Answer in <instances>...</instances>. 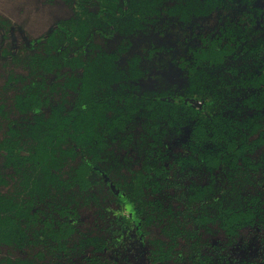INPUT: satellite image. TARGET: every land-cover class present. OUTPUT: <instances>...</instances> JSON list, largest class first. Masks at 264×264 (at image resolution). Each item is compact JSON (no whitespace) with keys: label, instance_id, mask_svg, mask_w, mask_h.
Listing matches in <instances>:
<instances>
[{"label":"trees","instance_id":"trees-1","mask_svg":"<svg viewBox=\"0 0 264 264\" xmlns=\"http://www.w3.org/2000/svg\"><path fill=\"white\" fill-rule=\"evenodd\" d=\"M7 1L9 3L11 0ZM28 1L32 4L38 0ZM67 1L77 3H75L77 11L72 20H66L60 25L61 28L58 27L48 36L44 35L41 38V40L46 38L45 48H48L46 55L40 52L29 54V60L23 62L18 58L19 67L23 65L26 71L36 73V70L31 68L30 62L42 59L41 69L47 72L45 69L50 66L55 67L50 62L47 63L48 59L83 57V54L71 56L69 50H61L59 46L61 47V43L65 41L80 42V39H83V42H86L88 37H93L92 26L102 24L101 14L105 13L104 5L109 0ZM112 1L117 3L116 0ZM91 3L101 7L99 13H95L94 9L91 10L88 7ZM180 3L183 7L180 20L187 23L192 19L188 13V9L192 8L191 2L180 0ZM248 3L251 8H260L252 5V1ZM109 11L114 12V15L105 16L112 18L117 14L115 11H121V8ZM143 15L144 12L141 9H133L126 11L122 17L131 18V28H141L143 19L154 22L153 18L150 20ZM116 26L124 32L123 23L120 25L116 23ZM76 33L80 37L79 40L74 38ZM101 33L103 34L102 31ZM247 44L250 46L251 43L247 42ZM227 47L222 45L221 40L210 44L207 49H203L202 55L203 58H210L212 64L201 63L190 66V72L198 74L192 87L185 88V97L203 100L205 109L186 102L183 99L184 96H180V101L176 102L168 97L169 95L172 97L169 89L160 92L146 91L140 95L133 90L136 82H130L126 76L129 72L128 68L118 64L113 66L116 83L113 96L106 90L100 94L101 87L96 90L97 83L108 84V78H105L104 83L100 79L101 73L106 71L93 70L84 60L80 62L84 68L82 76L70 77L69 81L61 84V88L50 86V92L47 90L45 80L37 82L34 79L30 80V74L23 75L14 70L9 75L6 73L7 75L1 76L0 122L9 121L10 134L6 138H0V152L5 158H3L4 169L0 167V264H63L61 260L69 253H77V250L88 253L85 250L90 249V245L93 244L92 231L82 230L77 225L79 222L77 218L80 215V206L90 205L91 201L97 202L96 193L92 188L98 181L96 173L99 172L90 158L93 151H98L96 147L99 145H96L95 140L96 131L98 133L101 131L97 126L110 119L107 117L110 109L114 110L112 119L116 126V138L120 139L121 147L129 152L135 149L143 153L141 154L143 167L137 170V176L134 177L135 183L127 182L125 173L122 174L123 177L116 174L117 185L124 192V194L118 193L116 201L124 203L130 199L144 210L143 214L146 217L137 218L138 225L141 224V227L157 225L155 222L157 200L154 196L156 190H131L126 186H137V184L156 186V176L150 173L157 169V164L153 162L156 156L151 159V155L163 154L164 161H170L171 159L166 158L169 149L163 139L170 132L182 131L180 127L174 129L178 121L194 120L185 151L189 154H177L171 164V168L176 163L179 164L180 178H173L176 180L173 182L167 172L169 167L165 165L163 167L164 179L167 181L164 184L188 188L174 193L167 190L163 192L166 197H163L165 202L160 222L163 223L164 232L169 240L168 242L162 240L163 243L160 244L161 239L155 238L156 244L158 242L163 250V258L169 257L175 244L179 233L174 232H181L183 228H186L187 223L183 221V218H190L194 222L195 232L190 233L191 236H196L199 232L204 233L205 219H208L212 222V235L224 230L229 242L232 243L238 236H247L246 229L261 230L264 226V187L259 185L264 183V170L261 169L264 160L260 159L256 163V158L253 156L257 146L264 143V128L259 127V122L256 121L257 115L246 113L245 109L242 112L244 120L241 127L236 126L235 123L239 119L227 118L221 108L225 86L211 78H209L210 81L199 78V75L208 74L215 71L217 66L219 67L218 64H221L224 53H229L233 49L229 50ZM43 48L44 46L41 47ZM97 55L105 58L112 56L107 51L98 52L95 56ZM44 59L47 60L44 61ZM137 60L135 58L131 61L133 78L142 73ZM170 68L171 65L160 66L162 77L160 79L165 80L164 74L170 72ZM54 73L60 74V70ZM79 81L83 84L79 85ZM129 83L131 92H126L125 87ZM53 84H55L54 80ZM262 84H264V77L243 82L244 88L258 87L259 91L261 89V94L257 98L255 93H249L244 97L246 107L259 109L263 106L261 105V100L264 99ZM49 95L57 97V102H50ZM47 103L52 104L53 108L48 117L41 108ZM143 105L149 110L154 107L150 110L152 116L149 119H152L150 121L152 123L137 129L135 127L141 114L138 111ZM69 124L76 130L81 128L84 130L83 141L77 139L75 135L73 136L75 141L69 140L68 132H65V129H72ZM46 127H49L50 134L44 133ZM127 130H129L128 139L122 135ZM256 135H259V138L254 139ZM145 153L146 156L143 159ZM86 154H90L88 156L90 158ZM260 157L264 158V154ZM127 160V157L124 161L117 160V167L124 166ZM52 170L61 171L62 174L51 172ZM143 170H146L147 174H144ZM62 175L64 178L61 177ZM187 180L190 183H187ZM49 182L54 184L53 187H65V193L46 191L44 186ZM51 194H60L64 200H49L48 195ZM81 197L84 198L82 204ZM176 201L181 203L178 204ZM118 209L115 224L118 227L117 232L123 234L128 227L129 218L119 213ZM72 217L76 218L75 221H72ZM185 231L186 234L189 233L187 229ZM79 234H82V237ZM78 241L81 243L80 247ZM104 246L100 247V250H103ZM64 253L66 255L62 256ZM96 257V252L93 251L88 259ZM200 264H208V262L202 261Z\"/></svg>","mask_w":264,"mask_h":264},{"label":"flooded vegetation","instance_id":"flooded-vegetation-1","mask_svg":"<svg viewBox=\"0 0 264 264\" xmlns=\"http://www.w3.org/2000/svg\"><path fill=\"white\" fill-rule=\"evenodd\" d=\"M116 1L117 5L112 0L104 5L105 13L101 14L102 24L92 26L93 37H88V41L83 42V39H80L76 33L74 38L75 40L80 39V42L65 41L61 43V47L59 46L61 50H69L71 56L83 54V59L81 57L44 59V61L47 60V63L50 62L55 66L45 69L47 72H43L41 69L42 59H37V62L31 60L30 66L36 70V73H31L26 71L23 65L19 67L17 59L20 58L22 62L27 61L29 60L28 55L36 52L46 55L48 49L45 48L46 38L42 40L41 38L44 35L48 36L66 20H72L77 11L75 9L77 3L67 0H38L31 4L28 0H11L9 3L7 0H0V77L6 73L9 75L14 70L23 75L30 74V80L34 79L36 82L45 80L47 90L50 92V86L61 88V84L69 81L70 77L82 76L84 68L80 62L84 60L91 65L93 70L104 69L106 71L101 73L100 79L104 83L105 78H108V84L97 83L96 90L101 87L100 94L106 90L113 96L116 88L113 66L118 64L128 68L129 72L126 76L130 82H136L133 90L140 95L146 91L160 92L169 89L172 97L170 95L168 97L173 98L176 102L180 101V96H184L183 99L186 102L205 109L203 100L185 97V88L192 87L195 78H197L196 74H198L197 72L191 73L190 66L193 67L201 63L212 64L210 58H203V49H207L210 44L221 40L222 45H227L229 50L233 48L232 51L224 53L222 59L219 58L221 64H218L219 67L217 66L215 71L199 75V78L204 81H210L209 78H211L225 86L221 108L227 118L239 119L235 123L236 126L241 127L244 120L242 112L245 109L246 113L257 115L256 121L259 122V127L264 128V99L261 100L263 106L259 109L246 107L244 101V97L249 93H255L256 98L259 97L261 89L260 91L258 87L248 89L242 85L244 81L258 80L264 77V0H190L192 8L188 9V13L192 19L187 23L180 20L183 8L180 0ZM249 1L253 2L252 5H257L260 8H251ZM88 7L91 10L94 9L95 13H99L101 8L94 3L89 4ZM119 8L121 11H115L117 14L112 18L105 16L114 15V12L109 10H119ZM133 9H141L144 12L143 17L147 16L150 20L153 18L154 22H147L143 19L141 28H131V18L122 16L126 11ZM27 14L29 15L27 16ZM116 23L119 25L123 23L124 32L120 31ZM8 36L11 38L10 43L6 42ZM247 42L251 43L250 46ZM42 46H44L43 49H41ZM74 49L77 50L73 52ZM104 51L110 52L112 56L110 58L95 56L96 53ZM135 58L138 59L137 65L142 69V73L133 78L131 61H134ZM163 64L171 65L170 72L164 74L165 80L160 79L162 78L160 66ZM57 70H60V74L54 73ZM53 80L55 84H53ZM82 84L83 82L79 81V85ZM125 89L126 92H131L130 83L126 85ZM49 96L51 97L50 102H57V97ZM162 98L164 97L162 96ZM41 108L44 109L47 117L53 110L52 104L48 103ZM150 110L145 105L139 107L138 112L141 114L135 128L142 129L144 125L152 123L150 122L152 119H149L152 116ZM113 116L114 110L110 109L107 113V117L110 119L99 123L101 126L96 124L101 131V133L96 131L97 138L95 140L96 145H99L96 147L98 151H93L92 158L88 157L90 154H86L99 172L96 173L98 181L92 188L96 193L97 202L93 201L94 203H92L91 201L90 205L80 206L77 225L84 231H92L93 244L90 245V249L85 250L88 252L87 254L82 253L84 251L81 250H77V253H69L61 260L63 264H200L202 261H207L208 264H264V226L261 230L246 229L247 236H238L232 243L229 242L224 230L213 236L212 222L208 219H205V232L191 236L190 233L195 232L194 222L190 218H183L187 226L181 232H174L175 234L179 233L176 236L175 244L169 257L163 258V250L158 242L157 244L155 242V238L161 239L160 244L163 243L162 240L166 242L169 240L164 232L163 223L160 222L165 202L163 197H166L163 192L167 190L174 193L188 189L187 186L164 184L166 180L163 167L164 165L169 167L167 172L173 182L176 181L173 178H180L179 164L176 163L173 168H171V164L177 154H189L185 151L194 120L178 121L174 129L180 127L182 131L170 132L163 139L169 149L166 158L167 160L171 159L170 161H164L163 154L154 153L151 155V159L156 156V160L153 162L157 164V169L150 171L152 175L156 176V186L151 184L126 186L131 190H156L154 196L157 200V220H155L157 225L141 227V224L138 225L137 218L146 217L143 214L144 210L130 199L124 203H119L116 199L118 193L124 194L122 188L117 185V175L123 177L122 174L125 173L127 182L135 183L134 177L137 176V170L143 167V160H141L143 153L135 149L129 152L121 147L120 139L116 138ZM69 126L72 128L71 130L65 129V132H68L69 140L75 141L73 138L75 135L77 139L83 141L84 130L82 128L76 130L70 124ZM103 128L106 130L102 131ZM9 129V121H1L0 138L8 137ZM48 129L49 127H46L44 133L50 134L51 131ZM122 135L128 139L129 130ZM257 137L259 138V135L254 136V139ZM150 140L153 141V139ZM256 150L253 157L256 158L255 162L257 163L260 159L264 160L260 157L264 154V143L258 145ZM145 156L146 153L143 155V159ZM126 157L128 160L124 166L117 167V160L124 161ZM3 158L4 156L0 152V167L2 169L5 166V158ZM261 169L264 170V164ZM143 171L144 174H147L146 170ZM51 172L62 174L57 170ZM61 177L64 178L63 175ZM187 181L190 183L189 180ZM53 186L54 184L49 182L44 186V189L50 193L59 191L65 193V187ZM259 187H264V183ZM48 196L49 200H64L60 194ZM80 201L81 204L84 203V198L81 197ZM176 202L179 204L180 201ZM117 208H119V213L129 218L128 227L123 234L117 232L118 227L115 224ZM140 210L142 211L139 213ZM71 219L75 221L76 218L72 217ZM140 223H142L141 220ZM186 229L189 231L188 234H186ZM79 236L82 237V234ZM77 243L80 247L81 243L79 241ZM103 245H105L104 249L100 250ZM92 250L96 252L97 257L88 259L89 255L92 256ZM64 255L66 254H62V256Z\"/></svg>","mask_w":264,"mask_h":264},{"label":"rangeland","instance_id":"rangeland-1","mask_svg":"<svg viewBox=\"0 0 264 264\" xmlns=\"http://www.w3.org/2000/svg\"><path fill=\"white\" fill-rule=\"evenodd\" d=\"M28 15H29V14H27V16H28ZM31 17H32V16H31ZM10 40H11V38H10V36H8L6 42H7V43H10ZM0 44H1V38H0Z\"/></svg>","mask_w":264,"mask_h":264}]
</instances>
